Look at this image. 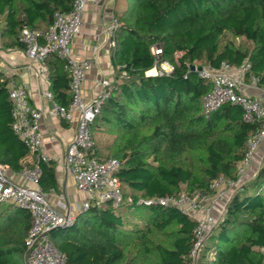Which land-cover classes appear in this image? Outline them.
<instances>
[{
	"label": "trees",
	"instance_id": "trees-1",
	"mask_svg": "<svg viewBox=\"0 0 264 264\" xmlns=\"http://www.w3.org/2000/svg\"><path fill=\"white\" fill-rule=\"evenodd\" d=\"M74 0H0L3 43L20 46L24 26L47 31L56 12ZM111 92L91 124L95 155L120 160L127 201L94 204L74 224L50 233L67 264H185L195 241L196 219L160 197L213 194L218 177L237 178L247 140L260 122L244 119L227 102L206 113L212 82L197 67H240L250 62L264 87V0H115ZM161 47V53L153 47ZM168 61L170 73L147 71ZM57 53L47 59L50 89L68 105L70 74ZM10 79L0 73V163L20 172L31 154L12 128ZM113 137L109 144L97 140ZM38 186L57 187L54 161L40 163ZM30 212L10 202L0 211V264H25ZM198 264H264V164L232 195L201 250Z\"/></svg>",
	"mask_w": 264,
	"mask_h": 264
},
{
	"label": "built area",
	"instance_id": "built-area-1",
	"mask_svg": "<svg viewBox=\"0 0 264 264\" xmlns=\"http://www.w3.org/2000/svg\"><path fill=\"white\" fill-rule=\"evenodd\" d=\"M91 1L97 0H74L68 13L56 12L54 22L47 31L31 29L28 26L21 30L20 39L25 45L26 55L31 67L39 75L49 80L47 59L50 54L57 53L66 61L65 69L70 74L71 102L68 105L59 103L51 89L44 92V97L52 103V112L69 123H76V134L67 151L65 164L68 172L75 178L77 189L85 195L77 208L64 196L60 197L58 205H53L41 188L37 187L42 173L40 163L53 161L44 148L40 131L45 110L33 105L25 85L12 80L9 85V96L13 103L11 125L29 151L36 156L37 161L32 167L20 171L28 184L13 180L9 175L8 166L0 163V202L16 203L27 209L32 216V226L25 239V264H67L65 255L53 243L50 233L57 228L74 224L77 214L87 211L94 204L111 203L118 206L125 202L122 182L118 175L121 162L114 157L100 159L95 155V141L90 129L110 95L113 81L104 77L99 79V92L91 99H85L83 83L92 61L75 56L71 49V41L81 32L84 14ZM117 26L118 20L113 17L107 29L111 45H114L112 37ZM2 32L0 24V49L4 48ZM153 52L160 54L161 47H153ZM250 68V62H245L240 67L223 62L220 68L203 67L199 71L201 76L212 82V90L204 95L202 100L206 113L231 102L243 107L246 121L260 122L261 126L247 140L248 151L238 168L236 179L218 177L211 184L213 194L185 191L179 195L157 199L162 205L180 208L197 221L194 229L195 241L189 261L185 264H198L205 242L224 216L226 205L235 193H231V190H238L245 181L244 177L264 141V87L259 85L260 79L253 74L247 79L246 74ZM173 69V64L165 61L147 71V74L170 73ZM251 88L260 90L263 96L250 94L248 89ZM220 205L223 207L218 213Z\"/></svg>",
	"mask_w": 264,
	"mask_h": 264
},
{
	"label": "crops",
	"instance_id": "crops-1",
	"mask_svg": "<svg viewBox=\"0 0 264 264\" xmlns=\"http://www.w3.org/2000/svg\"><path fill=\"white\" fill-rule=\"evenodd\" d=\"M114 2L115 0L91 1L84 14L81 32L71 41V49L75 56L92 61V66L83 83L85 99H91L99 92L97 84L99 79L104 77L114 81L115 78L112 45L107 34V29L114 17ZM0 73L8 77L10 83L14 80L25 85L33 105L45 110L40 131L44 139V148L54 161L57 179V187L45 192L48 201L58 205L60 197L64 196L77 208L85 195L77 189L75 178L68 172L65 164L67 151L76 134V123H69L52 112V103L44 97V92L50 89V81L31 67L24 48L6 46L0 49ZM248 92L255 96H263L260 90L254 88L248 89ZM261 151H264V141L259 148V152ZM36 161L37 158L32 153L24 159V162L30 166ZM256 162L254 160L250 167L252 170H248L246 178L249 179L255 175ZM9 175L19 183L28 184L20 172L9 169ZM37 187H39L38 184Z\"/></svg>",
	"mask_w": 264,
	"mask_h": 264
},
{
	"label": "rangeland",
	"instance_id": "rangeland-1",
	"mask_svg": "<svg viewBox=\"0 0 264 264\" xmlns=\"http://www.w3.org/2000/svg\"><path fill=\"white\" fill-rule=\"evenodd\" d=\"M112 139H113V137L111 136V135H108V134H106V135H103V136H101V138H98L97 140L102 144V145H106V144H109L111 141H112ZM258 155L257 156H255L254 157V160H255V162L257 163L256 164V168L255 169H257L256 170V172L258 171V169H260V167L264 164V151H261V152H259L258 151V153H257ZM254 160H253V162H254ZM253 164V163H252ZM252 166V165H251ZM250 166V167H251ZM250 170H252L251 168H249V171ZM248 178H246V176L244 177V180H247ZM188 189L185 187V186H183V192H185V191H187ZM237 190H235V189H232L231 190V193H234V192H236ZM187 193V192H186ZM125 201H127V198H125ZM9 203L10 202H8V201H1L0 202V211L2 210V209H4V208H6L8 205H9ZM227 206V205H226ZM222 207H223V205H220V208H219V211H218V213H220V210L222 209ZM221 217V216H220ZM77 218V217H76Z\"/></svg>",
	"mask_w": 264,
	"mask_h": 264
},
{
	"label": "water",
	"instance_id": "water-1",
	"mask_svg": "<svg viewBox=\"0 0 264 264\" xmlns=\"http://www.w3.org/2000/svg\"><path fill=\"white\" fill-rule=\"evenodd\" d=\"M191 68L193 69V70H198V71H200V70H202V66H199V67H197L196 65H191Z\"/></svg>",
	"mask_w": 264,
	"mask_h": 264
}]
</instances>
